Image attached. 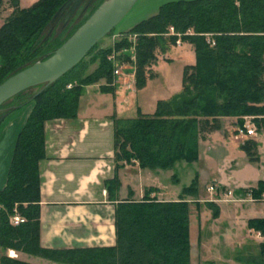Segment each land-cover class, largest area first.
<instances>
[{"label":"trees","instance_id":"trees-1","mask_svg":"<svg viewBox=\"0 0 264 264\" xmlns=\"http://www.w3.org/2000/svg\"><path fill=\"white\" fill-rule=\"evenodd\" d=\"M5 1L13 11L0 27V84L48 57L83 22L68 35L64 27L56 36L54 32L45 36L68 0H37L25 8L20 7V0H0V11ZM170 27L181 34L180 39L192 44L196 54V63L184 67L182 90L159 100L152 114L115 119L116 159L137 161L142 168L153 170L171 169L183 160L195 161L199 133L220 128L222 117L240 118L243 126L242 118L251 116L259 129L264 127V0H179L162 5L155 15L126 32L138 38L137 87L154 76L149 68L157 60V50H165L178 40L177 35L164 37ZM129 46L127 40L117 42L114 48L101 47L99 42L86 58L40 93L41 86L34 92L29 88L0 106L9 108L0 114L1 120L12 106L34 103L18 136L6 185L0 190V264H31L9 257L8 250L61 264H191L190 202L186 198L159 201L151 197L153 189L146 191L141 201L117 205L115 246L48 249L41 245L39 165L46 156V122L76 119L87 85L104 80L101 90L112 91L115 65L109 56L113 50ZM253 147L250 140L243 144L251 159ZM195 190L193 183L182 195ZM243 191L260 197L264 182ZM15 212L26 222L13 225L10 219ZM248 224L264 235V219ZM260 254L257 264H264V243Z\"/></svg>","mask_w":264,"mask_h":264},{"label":"crops","instance_id":"crops-1","mask_svg":"<svg viewBox=\"0 0 264 264\" xmlns=\"http://www.w3.org/2000/svg\"><path fill=\"white\" fill-rule=\"evenodd\" d=\"M20 6L25 8L30 5L26 6L24 0H20ZM126 32L113 34L111 43L113 48L117 42L132 41L131 36H136ZM170 36L169 33L164 34L166 39ZM183 42L181 39L179 43L176 41V44L181 45ZM190 45L194 51V47ZM129 49H133V46L120 49L124 52L120 55V58L123 57L117 62L119 74L114 77L112 91L101 90V86L105 84L104 80L87 85L80 96L76 119H54L46 122V156L39 165L42 177L40 241L44 248L115 246L117 241L115 215L120 202L141 201L146 191L151 189H153L150 191L151 197L159 201L179 200L180 195L177 192L167 193L159 188L156 173L161 169L155 171L142 168L137 161L126 163L116 159L115 119L137 117L139 114L128 115L133 112L135 103L139 105L140 113L152 114L159 100L169 99L182 90L181 88L179 92L166 98L152 94L146 102V111H143L140 93H144L145 90L135 86L136 67L128 76L122 71L129 70L128 61L132 59L127 55ZM159 50L158 53L161 54ZM159 54L156 52V61ZM133 56L135 66V51ZM153 64L149 69L156 76L155 62ZM129 76L133 79L131 80ZM39 86L43 88L45 85ZM33 107L34 103L30 101L17 107L12 106V110L0 120V190L6 185L18 136ZM249 118L250 120L246 121L253 125L251 127L256 130V135L241 136L238 133L235 137L242 148L248 140L254 143L253 159L259 157L261 160L264 159V150L258 147L256 136L257 131L264 130V127L259 129L254 118ZM227 119L239 125L237 117ZM255 175L253 184L233 183L235 184L233 187L240 190L235 197L236 200L223 199L225 198L223 192L231 190L232 176L226 181H214L213 184L220 189L218 193L208 190L212 185L210 184L207 191L211 197L198 199V203L208 204V207L203 209L208 211L207 214L199 220L198 243L203 255L212 253L207 259L198 260V264H257L261 261L260 245L264 243V235L251 228L248 223L250 220L264 219V192L255 198L253 192L250 196L248 192L243 191L257 188L259 182H264V170H257ZM187 201L191 203L189 198ZM207 248L211 249L207 251Z\"/></svg>","mask_w":264,"mask_h":264},{"label":"rangeland","instance_id":"rangeland-1","mask_svg":"<svg viewBox=\"0 0 264 264\" xmlns=\"http://www.w3.org/2000/svg\"><path fill=\"white\" fill-rule=\"evenodd\" d=\"M36 1L37 0H24V3H26V6H31ZM107 1L108 0H80L76 5H68L61 12L59 17L53 19L50 22L49 26L47 27L48 30L44 35L49 36L54 32L53 36H56L64 27H67L66 34L68 35L72 28L78 26V24L83 21L81 25L72 33V35L75 34L97 13L99 8ZM174 1L179 0H137V2L132 6L129 12L123 17V19L119 22V24L113 31L115 33L128 31L138 22L142 21L143 19H147L157 13L162 5ZM12 11L13 8L10 2L5 1L3 8L0 11V27L3 25L8 16H10ZM131 37L133 38V40L128 41V43H132L131 46H133V49H129V51L127 52L128 55L132 58L128 61L129 70L122 69V71L124 72L123 74L126 73L125 75L127 76L129 73L134 71V67H136V65L134 66L135 57L133 56V53L135 51L138 38L137 35ZM67 40H65V42ZM112 40L113 32L100 41V46H110ZM114 51L118 50L115 49L113 50V52ZM160 51L161 54H159L157 50L159 59L158 61H155L156 76L154 75L153 77H148L145 85L143 87H139L145 90L143 91L144 93H140V99L143 102V111H146V102L152 94L158 95L160 96V98H166L179 92L182 88L183 69L185 65L196 62V54L191 48V45L186 41H184L181 45H177L176 43H169L166 46L165 50L160 49L159 52ZM54 52H52L50 55H52ZM164 56H166L167 58H164ZM44 57H42L38 61H42L48 58ZM121 62L123 63L124 60H122ZM153 65L154 64H152L151 67ZM94 68L95 66L91 67L90 71H92ZM129 78L131 80L133 79L132 76H129ZM35 90H37V87L31 89L30 92H34ZM5 110L6 108H0V114ZM140 112L141 109H139V105L135 103L133 112L129 113L128 115L136 116ZM222 118L223 119L221 120L220 128L209 132L201 131L199 133L198 158L195 161H179L173 168L167 170H159V173H156L160 189H164V191H167V193L177 192L178 195H180L179 199L189 198V200L191 201V203H189L190 242L192 245L191 264H198V260L200 261L202 258L207 259V257H210L212 255V253L210 252L209 255L208 253H204L203 255L201 253L200 244L198 243L200 233L199 220L202 217H205V214H207L208 212L203 210L205 207H208V204H205L204 202L198 203V199L211 197V194L207 191V187L210 184L215 183L214 181H226L228 177L232 176L233 181L230 184L232 185L230 186V188L234 193V197H236L237 193L240 192V190L235 189V184L233 183H243L248 185L251 183L253 184V180L256 177L255 172L257 170H264V159L261 158L260 160L259 157L256 159H251L248 152L240 146L239 141L236 139V135H238V132H235V129H239L241 125H236L235 123L227 119V117ZM239 120L240 118L238 119V122ZM242 120H244L245 122L246 120H250V118H242ZM256 138H258V147L261 150H264V130L257 131ZM193 183H195L196 186L195 192L193 194H186L183 197L182 194H184L185 188L190 187ZM175 196L176 195H174V197ZM210 249L207 248V251H209ZM15 253L17 256L13 257L10 255L9 251L6 252L9 257L18 258L31 264H61L26 253ZM1 256L2 255L0 251V258Z\"/></svg>","mask_w":264,"mask_h":264},{"label":"water","instance_id":"water-1","mask_svg":"<svg viewBox=\"0 0 264 264\" xmlns=\"http://www.w3.org/2000/svg\"><path fill=\"white\" fill-rule=\"evenodd\" d=\"M68 0L60 9L76 5ZM137 0H108L97 13L48 58L15 73L0 84V106L17 94L35 86L55 82L73 69L102 39L111 34Z\"/></svg>","mask_w":264,"mask_h":264},{"label":"built area","instance_id":"built-area-1","mask_svg":"<svg viewBox=\"0 0 264 264\" xmlns=\"http://www.w3.org/2000/svg\"><path fill=\"white\" fill-rule=\"evenodd\" d=\"M169 34L170 35H177L178 37V40H177V43L180 42V38H181V34L179 33H176L174 28L173 27H170L169 28ZM212 45H214V41L212 40L211 41ZM124 51L123 50H120V51H114L110 56H109V59L114 63L115 65V70H114V74L115 75H118L119 74V70H118V64L117 62L119 61V56L123 53ZM121 53V54H119ZM239 135L241 136H253V135H256V130L251 127V123L248 122V121H245V123L243 124V126H241L239 129H237ZM208 190L212 193H218L219 192V187L216 185V184H212L208 187ZM249 195L251 196L252 195V192L249 191L248 192ZM223 195L225 198H223L225 201H228V200H236L235 197H234V193L229 190L227 192H223ZM11 223L15 226H18V225H21L23 223L26 222V218L23 217L20 213L18 212H15V214L11 217L10 219Z\"/></svg>","mask_w":264,"mask_h":264},{"label":"bare ground","instance_id":"bare-ground-1","mask_svg":"<svg viewBox=\"0 0 264 264\" xmlns=\"http://www.w3.org/2000/svg\"><path fill=\"white\" fill-rule=\"evenodd\" d=\"M10 255L13 256V257L17 256L13 251L10 252Z\"/></svg>","mask_w":264,"mask_h":264}]
</instances>
